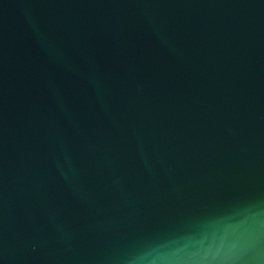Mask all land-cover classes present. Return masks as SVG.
Instances as JSON below:
<instances>
[{"label": "water", "instance_id": "water-1", "mask_svg": "<svg viewBox=\"0 0 264 264\" xmlns=\"http://www.w3.org/2000/svg\"><path fill=\"white\" fill-rule=\"evenodd\" d=\"M0 264H264V0H0Z\"/></svg>", "mask_w": 264, "mask_h": 264}]
</instances>
